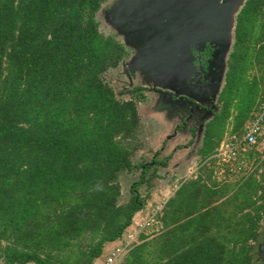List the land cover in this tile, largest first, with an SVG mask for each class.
Wrapping results in <instances>:
<instances>
[{
    "label": "trees",
    "instance_id": "obj_1",
    "mask_svg": "<svg viewBox=\"0 0 264 264\" xmlns=\"http://www.w3.org/2000/svg\"><path fill=\"white\" fill-rule=\"evenodd\" d=\"M103 1L0 0V264H102L170 158L156 150L131 162L144 87L117 94L103 78L127 55L98 30ZM263 98L264 0H244L199 164L155 213L159 229L140 233L116 264H264L254 258L264 221L259 135L231 162L213 157L225 133L241 138ZM219 167L233 178L216 179ZM133 169L119 202L118 176Z\"/></svg>",
    "mask_w": 264,
    "mask_h": 264
},
{
    "label": "rangeland",
    "instance_id": "obj_2",
    "mask_svg": "<svg viewBox=\"0 0 264 264\" xmlns=\"http://www.w3.org/2000/svg\"><path fill=\"white\" fill-rule=\"evenodd\" d=\"M105 2V1H104ZM104 2L100 5V8L96 12V16L100 18L99 12L102 8H105ZM98 18V30L106 34H113L115 38L121 42L125 48L127 55L122 62L116 67L108 69L103 78L113 88L114 92L119 94L133 86L139 85L147 88L145 91V100L137 103L136 108L139 115L141 124L140 129V142L141 146L136 150L131 158L133 164L137 163L141 159H149L152 156L150 149L160 148L163 140L166 142L165 147H169L172 143H176L182 132H186L190 127L194 125V121L197 117L203 113L202 109L194 104L202 105L204 108L208 107V101L217 93L215 82L211 80L210 76H206V85L202 84H187L177 90V95L185 96L192 102V108L189 103H182L178 100H174L170 97V94H175L174 88L178 86V80L172 73L164 71L159 63L149 54L145 49L144 43H139L134 40L132 34H126L124 38H120L115 30L109 28L105 23ZM160 67V68H159ZM168 73V76L166 75ZM190 76V75H189ZM221 88V84H220ZM208 89L209 93L205 92ZM121 98H126V94H121ZM194 103V104H193ZM216 110V105L215 109ZM191 111L193 112L191 114ZM230 119V118H229ZM185 123L183 128L179 132L172 133L173 128L176 125ZM230 126L226 123L225 128ZM201 129L198 134H194L189 138L184 136L180 140L179 145H183V148L179 152V156L171 158L170 171L173 173L175 180L167 182L159 181L157 178L151 180V187L149 189V197H153L150 207H145L144 213L141 217H144L148 211L153 210L164 202L165 196L168 192L172 191L179 181L183 178H188L194 174V171L199 164V156L197 154V148L200 145ZM191 140L192 142H190ZM255 149L262 151L264 149V126L261 129L257 143L254 145ZM162 156V155H161ZM158 157H160L158 155ZM176 163V164H175ZM161 174L164 170L158 168ZM138 174L137 169L126 172L123 171L118 176L120 193L118 201L122 202L127 198V189L129 184L136 180ZM214 176L216 179H232L233 177L222 173V169L219 167L214 170ZM141 194H144L146 189L143 185L138 187ZM151 194V195H150ZM261 235L256 244L254 251V258L264 262L263 254L260 253V245L264 240V221L261 222ZM114 244L108 245V249ZM29 264V263H28Z\"/></svg>",
    "mask_w": 264,
    "mask_h": 264
},
{
    "label": "water",
    "instance_id": "obj_3",
    "mask_svg": "<svg viewBox=\"0 0 264 264\" xmlns=\"http://www.w3.org/2000/svg\"><path fill=\"white\" fill-rule=\"evenodd\" d=\"M243 2L244 0H105V8L99 12L100 18L95 15L100 6L94 17L115 30L120 38L123 39L130 33L134 40L144 43L155 62L161 64L164 71L168 70L176 76V94L179 88L189 84L193 60L191 49L199 51L204 45H208L211 53L206 65V76L212 78L219 92L233 40L235 14ZM207 112L211 114L210 111ZM199 127L202 128L201 123ZM259 249L264 257V240Z\"/></svg>",
    "mask_w": 264,
    "mask_h": 264
},
{
    "label": "built area",
    "instance_id": "obj_4",
    "mask_svg": "<svg viewBox=\"0 0 264 264\" xmlns=\"http://www.w3.org/2000/svg\"><path fill=\"white\" fill-rule=\"evenodd\" d=\"M264 122V98L261 101L258 109L252 114L251 119L245 126V130L241 138H236L234 135H223L220 140L213 157L217 163H228L235 159L239 150H243L245 145L252 144L256 141ZM231 164V163H230ZM239 166H236V171ZM235 169H231L234 171ZM161 207V204L153 210L141 217L135 224L125 230L121 238L108 249L104 256L102 264H116L131 246L138 242L140 233H151L159 229L160 225L154 220V215Z\"/></svg>",
    "mask_w": 264,
    "mask_h": 264
},
{
    "label": "flooded vegetation",
    "instance_id": "obj_5",
    "mask_svg": "<svg viewBox=\"0 0 264 264\" xmlns=\"http://www.w3.org/2000/svg\"><path fill=\"white\" fill-rule=\"evenodd\" d=\"M210 53H211V48L208 45H204V47L199 51H195V50L191 49V54H192L193 60H192V72H191L190 78H189L190 84H199L200 83L204 86L206 85V83H207L206 65H207V61L209 60ZM146 90H147V88L144 87V89H143L144 94H145ZM205 92L209 93L208 89H205ZM217 95H218V92L213 96V98H211L210 100H207L208 101V107H206V108H204L202 105L193 103L195 106L199 107L198 109H202V111H203V113H201V115L195 119V121H194L195 127H193V126L188 127L189 129L186 132H182V135L180 136L178 141L176 143H172V145H170L169 147H165L166 142L163 140V143L160 146V148L155 147V149H150L151 153L158 150L159 151L158 155L160 157L166 156V155H169L170 157L171 156L174 157L175 155L179 156V152L183 148V145H179L178 143H180V140H182V138L184 136H188L189 138H191V137H193L194 134H196V135L198 134L199 129H201V131L203 133V129H204L205 124L211 118L212 113L215 111L212 109V107H214L216 105ZM170 97L172 99L178 100L182 103H189L190 108H192V106H191L192 102L187 97L177 95L176 93L174 95L171 93ZM145 98H144V100H145ZM207 111H210L211 114L209 115V113ZM192 113L193 112L191 111V114ZM204 118H207V119L205 120ZM200 123L202 124V128L199 127ZM184 125H185L184 122L181 123L180 125L179 124L176 125L173 128L172 133L174 134L176 131L179 132L183 128L182 126H184ZM202 133H201V136H202ZM189 141L192 142L191 140H189ZM200 141H201V138H200ZM168 160H167V162H168ZM166 165H167V163H166ZM158 168H161V167H158Z\"/></svg>",
    "mask_w": 264,
    "mask_h": 264
},
{
    "label": "crops",
    "instance_id": "obj_6",
    "mask_svg": "<svg viewBox=\"0 0 264 264\" xmlns=\"http://www.w3.org/2000/svg\"><path fill=\"white\" fill-rule=\"evenodd\" d=\"M171 158H172V156L170 157V159L168 160V162H167V165L165 166V167H161L160 169H162V170H164V173L163 174H161V172H159L158 171V169H157V174L159 175V177H156L159 181H162V182H164V184L165 183H167V182H170V181H172V180H175L176 178L175 177H173V173L170 171V163H171ZM176 164V163H175ZM183 179H185V178H183ZM175 188H176V186H175ZM175 188H173L172 189V191H170V192H168V195L167 196H165V198H164V201L171 195V193L173 192V190L175 189ZM151 195V194H150ZM151 199H153V197H152V195H151V197H149V199L147 200V204L145 205V207H150L151 206V204H152V200ZM144 207V208H145ZM143 208V209H144ZM140 210L136 215H135V218H138V217H141L142 216V214L144 213V210ZM113 243H108V244H106V246H105V248L106 249H108V245H112Z\"/></svg>",
    "mask_w": 264,
    "mask_h": 264
}]
</instances>
